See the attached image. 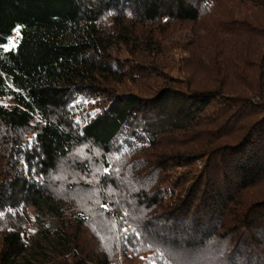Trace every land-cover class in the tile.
<instances>
[{
  "label": "trees",
  "instance_id": "16d2710c",
  "mask_svg": "<svg viewBox=\"0 0 264 264\" xmlns=\"http://www.w3.org/2000/svg\"><path fill=\"white\" fill-rule=\"evenodd\" d=\"M42 260L264 264V0H0V264Z\"/></svg>",
  "mask_w": 264,
  "mask_h": 264
},
{
  "label": "rangeland",
  "instance_id": "374dc122",
  "mask_svg": "<svg viewBox=\"0 0 264 264\" xmlns=\"http://www.w3.org/2000/svg\"><path fill=\"white\" fill-rule=\"evenodd\" d=\"M178 38L180 37L177 36L174 40L178 41ZM175 56H176V60L179 61V59L183 57V54L182 52H180V50H175ZM180 66L184 67V64H181ZM180 73L181 74H178L177 71H174L172 75L185 78L188 75V70H184V71L180 70ZM3 103L8 105H13L12 96L10 95L6 96L3 100ZM31 212L34 218L32 230L35 233H43L46 231L53 232L55 231V229L62 227V225L65 223V221H62V219L51 208H48L47 206L44 207L42 206L40 209L37 210L33 209ZM213 256L214 255L212 251L207 255L205 254V258H203L201 263L204 262L216 263L215 260L213 259ZM36 264H55V263L47 262V260H42L41 262H36Z\"/></svg>",
  "mask_w": 264,
  "mask_h": 264
},
{
  "label": "snow or ice",
  "instance_id": "6c2138e0",
  "mask_svg": "<svg viewBox=\"0 0 264 264\" xmlns=\"http://www.w3.org/2000/svg\"><path fill=\"white\" fill-rule=\"evenodd\" d=\"M15 32H16V36L17 37H19V35H20V29H19V27H17V29L15 30ZM16 45L15 44H11V47H15ZM5 50H8L7 48H5Z\"/></svg>",
  "mask_w": 264,
  "mask_h": 264
}]
</instances>
